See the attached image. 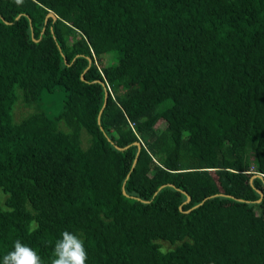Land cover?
<instances>
[{
	"label": "trees",
	"instance_id": "16d2710c",
	"mask_svg": "<svg viewBox=\"0 0 264 264\" xmlns=\"http://www.w3.org/2000/svg\"><path fill=\"white\" fill-rule=\"evenodd\" d=\"M255 174L264 0H0V264L64 230L86 264H264Z\"/></svg>",
	"mask_w": 264,
	"mask_h": 264
},
{
	"label": "clouds",
	"instance_id": "9594fccd",
	"mask_svg": "<svg viewBox=\"0 0 264 264\" xmlns=\"http://www.w3.org/2000/svg\"><path fill=\"white\" fill-rule=\"evenodd\" d=\"M22 0H16L20 4ZM88 252L85 240L68 230L55 241L49 264H86ZM2 264H45L42 257L29 245L17 239L12 250L3 255Z\"/></svg>",
	"mask_w": 264,
	"mask_h": 264
},
{
	"label": "water",
	"instance_id": "95a60500",
	"mask_svg": "<svg viewBox=\"0 0 264 264\" xmlns=\"http://www.w3.org/2000/svg\"><path fill=\"white\" fill-rule=\"evenodd\" d=\"M18 18H20V17H18ZM49 18H53L54 20H56V19H57V16H56L54 13L50 12V13L47 15V17H46V23H48V19H49ZM4 21H5V20H4ZM30 21H31V20H30ZM5 23H6V24H10V22H7V21H5ZM45 29H46V28L43 29V32H45ZM32 30H33V28H32ZM32 35L34 36V33H32ZM54 38L56 39V36H55V35H54ZM34 41L38 42L39 40H36V39L34 38ZM60 50H61V48H60ZM62 54H63V53H62ZM63 55H64V54H63ZM64 57H65V56H64ZM88 60H89V66H88V68L86 69V71L82 74V77H81L82 81H86L85 73L90 69V67L92 66V63H93V61H92L91 58H88ZM65 63L68 64L66 59H65ZM95 82H96V81H95ZM97 82H98V83H101V84L104 86L105 91H106V92H105V103H104V106H103V108H102V110H101V112H100V115H99V117H98V123H99V125H101V117H102V114H103V111H104L105 107L107 106L108 97H109V92H108L107 85H106L105 83H103V82H101V81H97ZM101 130L103 131V128H101ZM133 145H135V146L138 147L137 157H136V160L134 161V164H133V167H132V168L134 169L135 166L137 165L138 157H139L140 151H141V149H142V146H141V144H140L139 142H135ZM115 148H116L118 151H124V150L128 149L129 147L121 148V147L115 145ZM129 177H130V174L128 175V177H127V179H126V181L124 182V185H123V194H124V196H126V197H130V196L128 195L127 191H126V188H125L126 183H127V180L129 179ZM256 178H259V179H263V180H264V176H263V175H261V174H255V176L251 178V183H252V185H253V181H254V179H256ZM165 187H174V186L171 185V184H169V185H164V186H162V187L159 188V191H161V190H162L163 188H165ZM256 191L260 194L261 198H260L259 200L255 201V203H256V204H260V203L262 202L263 198H264V193H263V191H261V190H256ZM157 193H158V192H157ZM157 193H156V194H157ZM183 193L187 196V200H186L185 204L190 203V201H191V196H189L186 192H183ZM217 196H224V195H223V194H221V195H216L215 197H217ZM228 197H231V196H228ZM238 201H240V202H247V203H251V202H252V201H246V200H242V199H239ZM252 203H253V202H252ZM203 204H204V202H202L201 204L195 206V207L192 208V209H196V208L200 207V206L203 205ZM192 209H191V210H192ZM181 210H182V207H181ZM191 210H190V211H191ZM190 211H189V212H190Z\"/></svg>",
	"mask_w": 264,
	"mask_h": 264
},
{
	"label": "rangeland",
	"instance_id": "374dc122",
	"mask_svg": "<svg viewBox=\"0 0 264 264\" xmlns=\"http://www.w3.org/2000/svg\"><path fill=\"white\" fill-rule=\"evenodd\" d=\"M65 98H63L62 100H64ZM60 101V99L58 100V102ZM62 103V102H61ZM26 109L21 105V104H18L17 106H16V120H18V121H16L15 120V122H17V123H19V122H21L22 121V119L20 120V117L19 116H21V118H23L24 117V112L26 113ZM58 114V111L55 113V115H57ZM24 119V118H23ZM83 135H86L87 136V134L84 132L83 133ZM83 146H84V148H87L88 147V142L86 141V138H84L83 139ZM0 195H2L0 198H2V197H4L5 199H6V195L0 190ZM3 203V202H2ZM164 243V242H163ZM168 247H170V245H168V244H166L165 245V248H168Z\"/></svg>",
	"mask_w": 264,
	"mask_h": 264
}]
</instances>
